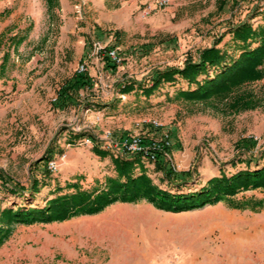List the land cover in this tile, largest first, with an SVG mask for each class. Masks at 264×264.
Masks as SVG:
<instances>
[{
    "label": "rangeland",
    "instance_id": "rangeland-1",
    "mask_svg": "<svg viewBox=\"0 0 264 264\" xmlns=\"http://www.w3.org/2000/svg\"><path fill=\"white\" fill-rule=\"evenodd\" d=\"M7 2L8 10L0 12V28L5 19L15 17L18 25L31 22L33 34L19 49V43L7 49L12 34L1 33L0 169L26 188L34 177L46 185L31 196L28 189L14 194L0 181V209L44 206L58 193L75 191L74 183L89 190L103 187L107 177L116 176L111 155L121 152L117 143L137 135L155 140L160 134L170 135L166 144L173 148L166 157L179 171L194 168L193 179L178 192L196 191L221 171L230 176L264 165V77L222 100H169L179 87H187L184 79L150 96L140 86L150 81L154 68L183 65L188 54L197 55L221 34L218 45L238 54L229 28L256 12L252 22L262 23L264 0H191L172 14L162 13L156 22L137 8L127 16L125 0H110L108 7L68 0L65 12L60 3L47 10L46 0ZM4 5L0 0L1 9ZM19 5L22 12L14 14ZM104 12L113 16L105 18ZM62 27H68L63 34ZM99 43L117 48L122 60L113 62L105 48H97ZM82 62L91 85L74 89V101L58 107L59 88L76 75ZM130 81L135 87L123 90ZM243 94H250L253 106L232 110L230 103ZM152 125L161 132L155 134ZM79 132L87 135L68 143L71 134ZM243 139L256 142V147L241 159L253 156L256 162L234 159ZM95 144L110 155H97ZM49 148L55 150L50 162L57 169L44 177L46 165L37 160ZM142 161L158 186L177 192L162 181L156 160L142 155ZM260 197L264 188L182 212L159 209L146 199L116 201L94 214L14 225L0 245V264H264V202L256 199Z\"/></svg>",
    "mask_w": 264,
    "mask_h": 264
},
{
    "label": "trees",
    "instance_id": "trees-1",
    "mask_svg": "<svg viewBox=\"0 0 264 264\" xmlns=\"http://www.w3.org/2000/svg\"><path fill=\"white\" fill-rule=\"evenodd\" d=\"M256 13H251L237 23L231 24L229 31L232 39L239 50L238 54L231 53L226 47L218 45L223 34L211 45L198 49L197 55L188 54L183 65H166L156 67L152 70L150 81L140 84L142 92L147 96L155 93L167 83H176L179 79L187 81L186 88L179 87L173 95H168L169 100L184 99L188 101H208L211 99L228 98L235 90L243 84L264 77V15L262 23L254 25L251 18ZM108 57V56H107ZM213 70V73L210 70ZM204 75V76H202ZM91 75L87 71L78 70L68 82L59 88L55 98L56 105L67 106L70 100L74 101V89L89 87ZM135 83H125L123 90L130 91ZM249 95V96H248ZM230 103L232 110L249 108L252 105L250 94H243ZM153 132L158 134L161 128L152 125ZM86 133L71 134L68 143L74 144L78 139L85 137ZM89 137H93L90 134ZM167 134H160V139L155 140L149 136L143 138L144 144L157 142L164 148L154 150L156 156V169L163 174L162 181L169 186L177 188V192L170 189H163L158 186L148 174L142 161L140 152H133L127 155L112 156L116 176H109L106 183L99 189L89 190L82 188L79 183L72 184L75 191L58 193L48 199L44 206H16L0 209V245L6 241L12 233L13 226L18 224L30 225L34 223H50L64 221L74 216L83 214H94L104 210L107 206L116 201L137 202L146 199L152 202L157 208L182 212L202 208L209 204H216L219 201L250 189L264 188V165L251 169L239 170L232 175L221 171L220 176L210 178L206 184L192 192H178L188 186L193 179L194 168L189 170H177L166 157L165 152L171 151L173 144L167 145L169 141ZM95 140V138L93 137ZM243 145L237 148V159H241L242 153H253L254 141L243 139ZM97 155L106 157L110 155L109 150L101 148L98 144L93 146ZM55 150L49 148L45 156L37 160V163L44 162L46 169L44 177H50L52 170L49 163L53 159ZM264 157V149L261 150ZM258 158L248 156L239 162L251 164ZM232 164L234 162L232 161ZM137 167L140 173L136 174ZM1 187L6 188L14 194H23L27 189L33 196L40 192L42 186L46 185L43 180L34 177L30 186L26 188L21 182L14 180L4 170L0 169ZM57 192L61 189L57 188ZM245 207V204H233Z\"/></svg>",
    "mask_w": 264,
    "mask_h": 264
},
{
    "label": "crops",
    "instance_id": "crops-1",
    "mask_svg": "<svg viewBox=\"0 0 264 264\" xmlns=\"http://www.w3.org/2000/svg\"><path fill=\"white\" fill-rule=\"evenodd\" d=\"M8 0H4L5 5L4 8H0V12L2 13L3 11L6 12L9 7V3L7 2ZM47 1V10L50 7L56 6V3H60V10L65 12V7L68 3V0H46ZM95 4H97L100 7H108L110 0H91ZM112 1V0H111ZM126 5L124 6L126 9V14L127 16H131V11L134 10V8L139 11H142V16L144 18H150L149 20L152 22H156L162 17V13L166 14H172L175 12V10L179 9L180 7H183L184 4H186L188 1L191 0H170V2L165 5V6H158L154 0H125ZM194 1V0H192ZM23 2V1H22ZM114 2V0H113ZM143 9V10H141ZM20 10V11H19ZM67 10V9H66ZM17 11L22 12V7L19 5L16 9H14V14L17 13ZM27 11H25L26 13ZM12 13V12H11ZM18 15V14H17ZM22 15V14H21ZM19 14V16H21ZM104 15L105 18H111L113 15H109L108 13H103L102 16ZM60 16H64L63 13H60ZM31 25L32 23H25L24 25L19 24L18 25V20H15V17L12 19H5L3 22L2 27L0 28V42L1 40V33H9L12 34V36H9L11 39L8 41L9 47L7 49H10V47L16 48V44H18V49L20 48L21 44L24 42L32 40L31 36L33 34L31 30ZM10 30L9 32H6L7 30ZM65 30H68V27L64 29L63 27L61 28V33L63 34ZM4 36V35H3ZM2 36V37H3ZM12 44V45H11ZM1 47V44H0ZM1 56V53H0ZM3 61V57H0V66ZM6 64V60L4 62V65ZM1 71V70H0ZM1 80H6V77L3 76ZM10 81V79H7ZM259 199L261 202H264V197L256 198Z\"/></svg>",
    "mask_w": 264,
    "mask_h": 264
},
{
    "label": "built area",
    "instance_id": "built-area-1",
    "mask_svg": "<svg viewBox=\"0 0 264 264\" xmlns=\"http://www.w3.org/2000/svg\"><path fill=\"white\" fill-rule=\"evenodd\" d=\"M154 2L158 6H164L165 4L169 2V0H154ZM97 48L102 50V48H105V47L99 43ZM105 55L108 56L115 63H119L122 60L120 56V52L115 47L105 48ZM86 68H87L86 63L82 62L79 65L78 70H84ZM87 141L89 142L91 141V139L88 138ZM143 141H144L143 137L137 135V136L127 137L124 140L118 142L117 144L120 145V149H121V152L119 153V155H127L133 152H140L144 157H147L155 161L156 156H155L154 150L162 149L161 144L154 142V141L152 143L144 144ZM113 142H115V140H113ZM167 144H169V142H167ZM49 168L52 171L57 169L56 163L53 161L50 162Z\"/></svg>",
    "mask_w": 264,
    "mask_h": 264
}]
</instances>
